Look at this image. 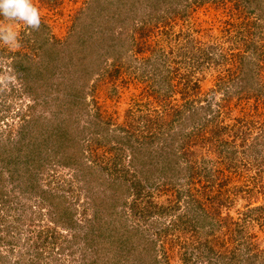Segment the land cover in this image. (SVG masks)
Listing matches in <instances>:
<instances>
[{
	"label": "rangeland",
	"instance_id": "374dc122",
	"mask_svg": "<svg viewBox=\"0 0 264 264\" xmlns=\"http://www.w3.org/2000/svg\"><path fill=\"white\" fill-rule=\"evenodd\" d=\"M33 2L41 13L39 30L0 16V25L11 23L19 42L18 47L0 42V140L10 142L5 146L17 147L16 140L28 125L26 120L35 118L27 127L28 134L25 132L23 137L29 147L33 142V147L42 148L40 135L45 136V131L55 135L65 128L76 130L72 133L78 139L84 135L80 141L86 154L102 158L103 163L98 165L84 157L87 164L101 170L98 181L87 185L75 177L77 169L61 164L70 162L61 155L65 151H59L56 157L55 151L51 150L54 143L48 141L46 148L49 150L42 154L46 160L42 169L37 166L35 157L27 166H16L13 178L4 175L5 195L3 201L0 200V264H116V259L109 260L108 256L101 254L103 239L92 240L89 230L96 226V214L102 222H107L113 218L107 219L108 212H120L122 218L117 219L116 225L119 221V225L128 229L137 228L133 243L142 248L145 245L140 237L145 240L153 238L151 222L155 218L163 221L159 215L150 219L139 215L142 209L145 210L149 195L153 202H166L172 189H179L177 184L184 177L179 176L173 182L174 188L168 186L171 188L169 192L151 189L153 185L149 187L150 183L145 188L142 175L131 162L132 153L126 147L110 143L99 148L98 153H90L94 146L89 143L93 137L88 129L93 122L105 123L109 119L111 130L124 129L122 134H133L131 141L134 145L144 144L152 154L165 155L167 163V151L163 146L168 148L172 143L171 148L178 151L180 134L192 133V145L182 146L179 150L180 154L191 153L190 158L185 156L178 161L185 165L191 160V164L200 170L198 163L202 161L220 163L219 153L207 148L204 141L214 126L208 124V128H202L198 121L179 118L176 112L183 115L191 107L206 106L210 101L214 108L221 105V125L226 129L221 138L236 139V145H239L237 157H242L241 149L250 148L256 142L262 149L264 95L255 100L245 97L243 92L239 98L225 102L222 91L224 88L239 89V85H232L236 84V79L231 76H235L234 61L242 56L256 59L264 82V0ZM207 50H214L211 53L220 60L225 58V62L221 61L224 65L210 63L206 59L210 57L205 55ZM15 60L22 65L24 78L13 72ZM81 95L86 98V104L79 98ZM72 97L76 103L72 102ZM70 107L81 112L72 114ZM95 113L100 119L94 117ZM144 116L153 118L151 132H156V136L144 142L141 139L136 141L140 132L151 135V132L139 131ZM196 129L199 131L195 132ZM246 134L242 145L241 136ZM255 136L259 138L252 140ZM149 140H153L151 144ZM111 146L115 150L110 149ZM219 152L223 155L220 149ZM116 155L120 160L115 158ZM263 158L264 152L259 159ZM159 159L158 164L161 163ZM113 161H119L118 165ZM245 162V166L238 167L239 174L233 172L229 176L226 187L233 191L228 195L235 200L230 211L235 219L246 208L257 206L264 199V188L261 187L264 163L256 165L257 162L249 157ZM240 170L245 173L240 174ZM37 172L40 173L34 178L30 176ZM155 176L154 186L159 187L163 180L157 173ZM132 182L137 186L126 196V187ZM37 186L50 190L54 194L51 201L59 202L60 208L68 214L71 211L75 222L82 228L69 229L61 225L59 218L53 219L50 202L40 201ZM136 191L140 193L138 197ZM114 197V208L101 203V200ZM169 220L166 218L165 223ZM123 227L118 231L123 233ZM74 231L76 239L71 237ZM250 232L259 239L264 237V232L257 226L251 227ZM52 236L58 238L55 240ZM172 238L175 240L176 236ZM184 238L190 240L188 235L181 236V240ZM85 241L94 245L87 248ZM261 241L260 246L263 239ZM179 249L177 242L172 246L167 243V258L175 264L180 261ZM159 256L164 261L162 255ZM137 259L131 254L121 264H137Z\"/></svg>",
	"mask_w": 264,
	"mask_h": 264
},
{
	"label": "trees",
	"instance_id": "16d2710c",
	"mask_svg": "<svg viewBox=\"0 0 264 264\" xmlns=\"http://www.w3.org/2000/svg\"><path fill=\"white\" fill-rule=\"evenodd\" d=\"M212 51L214 50H207L205 55L210 58L206 59L214 66L224 65L221 61L225 62V58L224 60L218 59V56L216 57L215 53H211ZM12 65L13 72L16 74L19 73V78H24V74L22 73L23 68L20 62L18 64L15 60ZM232 67L235 76L231 77L236 79V84L233 83L232 85H239V89L230 90V88H224L222 91L224 96L222 99L223 101L227 102L231 99L239 98L243 92H245V97L249 98L250 96L255 100H258L261 95H264V82L261 81L262 71L256 59L250 57L244 58V56H242L234 61ZM229 83L230 81L227 82L228 85H230ZM223 86L225 85H222V87ZM79 98L86 104V98L83 95H81V97L79 96ZM75 101L76 99L72 97V102L76 103ZM209 102L210 101L207 102L206 106L191 107L186 113L183 111V115L187 116L180 115L176 112L179 118L184 117L186 119L189 118L193 121H198L203 126L202 128H208V124H210V126L212 125L211 127L214 126L207 141H204L207 143L206 145H208L207 148L219 153L220 163L217 162L215 164H210L209 160V162L201 160L202 162L198 163L201 166L200 170L191 164V160L185 165H181V162L178 161L181 160L182 157L185 158V156L189 157L191 155V153L180 154L179 150L182 146L186 147L192 145V137H190L192 133L180 134L182 136L180 139H177L180 141L178 151L173 147L171 148L172 143H170V145L168 144V148L163 146L164 151H167L165 152L166 157L169 160L167 163L164 160L165 155L152 154L149 147L146 149L144 144L134 145L133 141H131V136H133V134H122V132L125 131L124 129H122V131H116L115 129L111 130L109 119H107V122L105 123L98 121L93 122L90 128H87L89 135L93 137V141H89V143L91 146H94V151L90 153H98L99 148L110 143L126 147L129 152L132 153L131 162H133L134 169L142 175L145 188L148 183H150L149 187L153 185L151 189L160 192H162V190L169 192L171 191V188L168 186L174 188L175 186L173 185V182L176 181L179 176L182 178L184 177V179H180L177 184V186H180L179 189L177 188L175 191L172 189L171 196L166 199V202H153L150 200L151 197L149 195V202L144 206L145 210H140L141 212L139 215L143 219L153 218L154 215H159V218H163V221L155 218V221L151 222L150 227L153 228L154 231L153 238H150L149 240H145L141 237L139 238L145 245L142 248L133 243L137 235V228L128 229L129 227L119 225V221V227L116 225L117 219L122 218L120 212H108L109 216L107 219L110 217L113 218L109 219L107 222H102L103 220L98 218V215L96 214L94 217L97 222L95 223L96 226L92 231L89 230V232L92 234L91 237H93V242H98L103 239L102 246L104 249L103 253H101L103 257L108 256L109 260L116 259L115 263L121 264L126 261L131 254H135L136 257H138L137 264H175L173 263V260L167 258L168 253L166 252V246L167 243L172 246L173 243L177 242L181 249V252L179 249L180 261L177 259L179 264H264V237L262 238L263 245L260 246L262 239L257 238L254 233L250 232V228L254 226L259 227L260 230L264 232V199H262V202L257 206L246 208L245 211L239 215L238 219H235L234 216L230 214V211L234 208L233 205L235 200L228 195L233 193V191L230 192L228 191V188H226L229 184V176H231L233 172L234 174H239L237 171L238 167L246 165L245 158L249 157L253 162H257L256 165H263L264 158H259L264 152V142L262 143V149L257 147L259 143L256 142L257 144L253 143L252 147H250L251 149H241L242 152H240V154L242 157H237L239 145H236V139L234 137L221 138L223 135L222 132L226 131L225 126L221 125V105L214 108ZM69 110H73L72 114L74 112L76 114L81 112L80 109H73V107L72 109L70 107ZM94 117L100 119V115L97 113L94 114ZM144 117L145 121L142 123L143 125L139 131L149 133L154 128L152 123L153 118H148V116ZM34 119L35 118L26 120L28 125L23 128L21 131V137L16 140V142H18L17 147L5 146V144H10V142L4 143L0 140V200H2L5 195L3 193L4 175L7 174L10 178H13V172L16 166H27L33 161L31 159L36 157L35 161L37 162V166L42 169L46 162V160L42 158V154H46L49 150V148H46V143L48 141L54 143V147L51 150L55 151L54 154L56 157L58 156L59 151H65V153H62L61 155L70 162H62L61 164L65 167L77 169L78 174H75V177L78 178V180L87 185H90L94 181H98V173H100L101 170L87 164L86 158L91 159L92 162L98 165L103 163V159L86 154L80 141L84 139V135H81L78 139L77 136L72 133L76 130H68L65 128L64 130H59L55 135L46 133L45 131V136L43 134L40 135L42 139L40 142L42 148L33 147L34 144H32V140V143H30L32 145L31 147H29V144H25V139H23L24 134L25 132L26 135L28 134L27 127L31 122L35 121ZM68 125L69 124H67V126ZM25 128H27V130H25ZM198 131V129L195 130V132ZM140 135V138H137L136 141L141 139L144 142L147 139H153L156 136V132H151V135L148 136H145L143 132H140ZM247 136L248 134L241 136L242 145ZM258 138V136H255L252 140ZM152 141L150 142L149 140L150 144ZM172 142H174V140ZM110 149L115 150L112 146ZM219 149L223 152V155L220 154ZM115 158L120 160L118 155H116ZM159 158H161L160 164H158L160 161ZM60 161L61 160H59V162ZM113 163L118 165L119 161H113ZM218 165H220L219 168H217ZM104 168L105 167L103 166V169ZM39 173L40 172H37V174L32 173L30 176H33L34 178ZM156 173L160 175L163 180L159 187L154 186L153 180L156 178ZM243 173H245V170H240V174ZM135 181L137 183V180ZM111 183L115 184L114 181H110V184ZM136 183L132 182L131 184H128L126 187V196L133 193V188H136L137 186ZM37 187L38 194L41 196L40 201L50 202V204L48 203L49 208L54 211L52 216L53 219L59 218V220L62 221L61 225H64L63 227L69 229L73 228L74 230H77V228H82L80 224L75 222L71 211L68 214L67 211H64V208H60L59 202L53 203L51 201L54 198V194H52L50 190L42 187L40 188L39 186ZM261 187L264 188V182H261ZM139 194V192H135L137 197ZM101 203L114 208L116 204L115 197L111 200H101ZM98 204H100V201L97 203V206ZM96 213L98 212L96 211ZM114 216H117V218H114ZM168 217L170 220L165 223V220ZM54 222L59 223L58 221ZM121 227L125 228L123 229V233L118 231L121 230L119 229ZM75 233L76 232L74 231V234L71 236L74 237V239L78 238ZM173 234L179 235L177 236ZM187 235L190 239L189 241H187V238L181 240V236ZM174 236H176L175 240L172 238ZM52 238L56 240L58 237L52 236ZM84 244L87 248L94 245L91 241H85ZM159 254L162 255L164 261L160 260Z\"/></svg>",
	"mask_w": 264,
	"mask_h": 264
},
{
	"label": "clouds",
	"instance_id": "9594fccd",
	"mask_svg": "<svg viewBox=\"0 0 264 264\" xmlns=\"http://www.w3.org/2000/svg\"><path fill=\"white\" fill-rule=\"evenodd\" d=\"M0 16L11 22H21L32 30H39L41 13L33 0H0ZM0 42L18 47V34L11 23L0 25Z\"/></svg>",
	"mask_w": 264,
	"mask_h": 264
}]
</instances>
